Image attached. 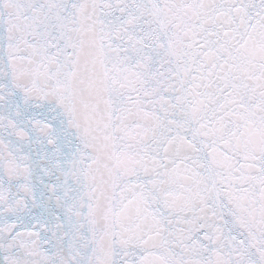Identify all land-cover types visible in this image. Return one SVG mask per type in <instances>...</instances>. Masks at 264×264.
<instances>
[{
    "label": "snow or ice",
    "instance_id": "6c2138e0",
    "mask_svg": "<svg viewBox=\"0 0 264 264\" xmlns=\"http://www.w3.org/2000/svg\"><path fill=\"white\" fill-rule=\"evenodd\" d=\"M0 264H264V0H0Z\"/></svg>",
    "mask_w": 264,
    "mask_h": 264
}]
</instances>
